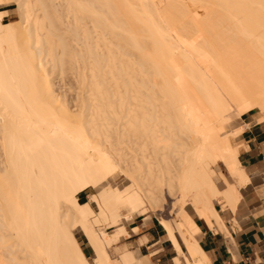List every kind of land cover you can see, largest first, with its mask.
<instances>
[{
  "label": "bare ground",
  "instance_id": "bare-ground-1",
  "mask_svg": "<svg viewBox=\"0 0 264 264\" xmlns=\"http://www.w3.org/2000/svg\"><path fill=\"white\" fill-rule=\"evenodd\" d=\"M9 3L19 19L0 9V264H141L109 249L124 222L162 208L164 190L178 207L159 220L174 264H211L193 214L224 230L215 203L235 209L249 182L232 121L257 110L264 123V0ZM55 72L75 75L78 95L58 92ZM220 164L234 178L225 188ZM117 169L130 185H111Z\"/></svg>",
  "mask_w": 264,
  "mask_h": 264
},
{
  "label": "crops",
  "instance_id": "crops-1",
  "mask_svg": "<svg viewBox=\"0 0 264 264\" xmlns=\"http://www.w3.org/2000/svg\"><path fill=\"white\" fill-rule=\"evenodd\" d=\"M246 114L240 117L242 131L236 145L249 182L239 188L241 197L235 209H220L224 230L218 224L210 229L198 218L202 223H197L196 238L211 264H264V123L256 122L258 112ZM118 244L140 256L149 255L155 246L157 253L150 256V264H174L176 252L167 233L153 220L137 233L130 231Z\"/></svg>",
  "mask_w": 264,
  "mask_h": 264
},
{
  "label": "rangeland",
  "instance_id": "rangeland-1",
  "mask_svg": "<svg viewBox=\"0 0 264 264\" xmlns=\"http://www.w3.org/2000/svg\"><path fill=\"white\" fill-rule=\"evenodd\" d=\"M0 9H3V10L4 9H8L7 11L9 13H8L7 16H5L6 18L4 17V21L17 20V19H19V8H18L17 4L9 3L8 5H0ZM70 75L71 74H69L67 76L65 75V77L63 76L62 79L59 76L58 72H55L52 75L55 78V81L56 80L59 81V82L56 81L58 83V84L56 83V87H57L56 89L59 90L58 92H61L62 94H64L63 92H65V91L68 92L70 90V88L73 90L74 87L76 86L75 89H74L75 91L73 90L74 94H73L72 90L70 91V92H72L71 93L72 95L70 93L69 94L66 93V98L68 100L71 99V96L74 97L76 94L78 95V93H75V92H77V90L81 88L79 86L80 85L79 82H77L78 81L77 78H75L76 76L75 75L74 76L73 75L70 76ZM59 78L61 80H59ZM64 83H66V85ZM67 83H69V84H67ZM61 84H63L64 86L61 85ZM64 95H62V96H64ZM255 112H258V111L257 110H254V111L249 112V113H255ZM249 113H247L246 115H248ZM240 117H243V116H237L236 115L234 117V119H233L234 121H232V123H234V124H232L233 125V128H235L234 130H237L238 129L237 131H242V127L239 125V122L241 120ZM232 143L233 144H236V138L232 139ZM219 169L220 170L219 171L217 170V173H216L217 176L219 177L218 180H217V183H218V185H219L220 188H225L230 182H234V178L231 177L230 175H228V171L226 170V167H224L223 164H220ZM127 177L128 176H127L126 173H124L123 171H121V169H119V170L117 169V171L108 178V181L111 183L112 186H114V188H115V186H118L119 188L122 189V188H125V187H127L128 185L131 184V182L127 179ZM94 194L97 195L98 194V190L97 189H94V188H90V189H87V190L83 191L82 198L85 199V202H88V201L91 200V197ZM172 198L170 197L169 193L166 192V190H164V200L162 202V208L159 209V211H155V210H153V209L150 208V209H148V211H147L146 214H139V215L137 214V215H135V217L133 219H131V220L127 221V222H124L123 224L125 225L128 234H129L130 231H132L133 233H135V232L137 233V231L140 230V227H144L147 224L151 223V220H153V222L156 225H160L163 228V226L159 223V220L161 218L172 219L173 216H175L176 211H178V207H174L175 201H174V198L173 199ZM91 205H92V207H93L94 210H97L98 209L96 203H91ZM215 206H216V208L218 210L221 209L220 204L215 203ZM187 209H188V211L190 213L193 214V210L191 209V207L188 206ZM193 217H194V219L196 221H198V223H200V224L202 223V221L199 220L197 218V216H195V214H193ZM137 225H139L140 227L137 226ZM128 226H132V227H130V229H128ZM135 227H136V229H135ZM113 229H114V227H109L106 230L107 231H112ZM75 235L78 238L79 243L80 244L82 243L84 245V247H85L84 248V254L87 256V258H89V260H90V258L92 259V255L94 254V251L87 244V238H85L78 230H75ZM117 246H119V247H117ZM122 247L124 248L125 245H119L118 244V245H114L113 247H111L112 249H109L110 250V253H111V256L114 259H117L118 258L117 256H119L120 253L118 255L117 251H118V249H123ZM125 249L126 250H129L126 247H125ZM154 250L157 251V247L153 246L150 249V251H154ZM119 252H120V250H119ZM135 254H136V256L139 259V261H140L141 264H150L149 258L151 256V254L146 255V256H140L136 252H135Z\"/></svg>",
  "mask_w": 264,
  "mask_h": 264
},
{
  "label": "trees",
  "instance_id": "trees-1",
  "mask_svg": "<svg viewBox=\"0 0 264 264\" xmlns=\"http://www.w3.org/2000/svg\"><path fill=\"white\" fill-rule=\"evenodd\" d=\"M82 195H83V192H81V193L78 195V200H79L81 203L85 202V199L82 198ZM197 223H198V221H197ZM198 224H199V223H198ZM77 239H78V238H77ZM80 245H81V247H82L83 249L85 248L83 244H80Z\"/></svg>",
  "mask_w": 264,
  "mask_h": 264
}]
</instances>
